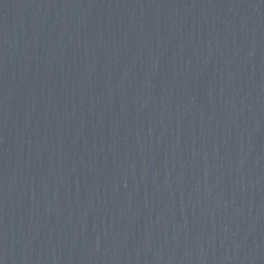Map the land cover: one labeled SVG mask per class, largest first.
<instances>
[{"label": "water", "instance_id": "95a60500", "mask_svg": "<svg viewBox=\"0 0 264 264\" xmlns=\"http://www.w3.org/2000/svg\"><path fill=\"white\" fill-rule=\"evenodd\" d=\"M0 264H264V0H0Z\"/></svg>", "mask_w": 264, "mask_h": 264}]
</instances>
